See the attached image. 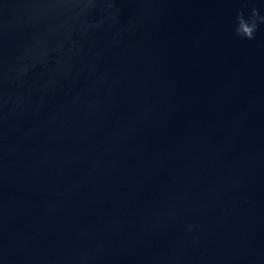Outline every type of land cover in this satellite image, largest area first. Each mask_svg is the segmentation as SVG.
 I'll return each mask as SVG.
<instances>
[{
  "label": "water",
  "instance_id": "water-1",
  "mask_svg": "<svg viewBox=\"0 0 264 264\" xmlns=\"http://www.w3.org/2000/svg\"><path fill=\"white\" fill-rule=\"evenodd\" d=\"M264 0H0V264H264Z\"/></svg>",
  "mask_w": 264,
  "mask_h": 264
},
{
  "label": "clouds",
  "instance_id": "clouds-1",
  "mask_svg": "<svg viewBox=\"0 0 264 264\" xmlns=\"http://www.w3.org/2000/svg\"><path fill=\"white\" fill-rule=\"evenodd\" d=\"M260 25H264V15L260 14V9L253 7L247 16L243 10H239L236 13L234 35L252 40Z\"/></svg>",
  "mask_w": 264,
  "mask_h": 264
}]
</instances>
